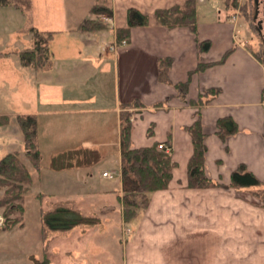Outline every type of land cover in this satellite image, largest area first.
Returning a JSON list of instances; mask_svg holds the SVG:
<instances>
[{
  "label": "crops",
  "instance_id": "crops-1",
  "mask_svg": "<svg viewBox=\"0 0 264 264\" xmlns=\"http://www.w3.org/2000/svg\"><path fill=\"white\" fill-rule=\"evenodd\" d=\"M186 1L109 0L105 4L113 10L111 18L93 14L73 26L37 25L33 29L52 33L51 46L60 41L61 48L51 50L49 70L27 67L43 76L35 84L31 109L20 115L38 118V143L48 168L57 155L97 152L100 161L94 166L56 173L76 170L82 174L75 177L81 182L97 174L104 183L94 193L119 200L121 114L123 105L139 100L144 108L132 117L133 147L170 144L177 167L168 189L151 194L149 206L134 225L123 223L121 203L103 208L102 214L107 209L118 213L121 226L133 227L130 240L123 243V264H264L263 200L253 188L230 186L232 173L241 165L264 182V62L248 48V34L238 35L240 20L227 19L224 13L209 18L207 12L204 17L198 14V37L185 28L168 30L156 24V10ZM131 8L148 15L149 25L133 29L129 42H119L117 31L127 26ZM88 19L105 28L78 31ZM198 40L211 41L209 52L200 53ZM165 58L173 60L168 84L159 81V61ZM200 62L214 65L190 77ZM187 81L188 92L183 94L176 85ZM210 88L221 93L201 112L208 136L205 168L207 176L224 187L192 189L188 163L194 149L185 128L195 122L198 111L190 102ZM226 116L236 121L239 131L223 141L216 124ZM107 163L119 167V187L104 180L110 177L103 169ZM83 187H76V195L63 201L82 213L77 200L93 194Z\"/></svg>",
  "mask_w": 264,
  "mask_h": 264
},
{
  "label": "trees",
  "instance_id": "trees-1",
  "mask_svg": "<svg viewBox=\"0 0 264 264\" xmlns=\"http://www.w3.org/2000/svg\"><path fill=\"white\" fill-rule=\"evenodd\" d=\"M102 0H95L92 9L93 14L105 15L108 18L113 16V10L106 6ZM240 0H224V11L227 19L232 18V10L239 8ZM13 6L19 10H28L31 7V0H0V7ZM154 19L158 26L168 30L185 28L199 35V19L197 11V0H187L182 5H175L167 9H158L154 13ZM148 15L141 13L135 8L127 12V26L117 31L119 42H129L131 32L136 28H144L149 25ZM105 25L92 19L82 22L77 30L80 32H94L104 29ZM33 47L20 55L21 63L25 67H33L36 70H49L52 65V53L49 44L53 38L52 33H43L33 29ZM200 53H207L211 49V41H199ZM227 52L223 63L227 58ZM262 60V59H261ZM264 62V60H262ZM172 58H165L159 61V81L170 83L169 72L172 67ZM213 63L200 62L197 68L191 72L190 77L196 73H203ZM189 81L176 85L177 90L187 94ZM221 93L220 89H205L198 100L191 101L198 111L195 122L185 128L193 142V155L188 163V186L192 189H208L211 187H224L215 183L207 176L205 161L208 152L202 123V109L210 104ZM144 108L139 100L131 104L123 105L121 114V178L122 195L119 201L122 204L123 219L126 223L136 220L140 212L149 206L151 194L167 190L173 178V170L177 164L173 161L170 144L161 146L156 143L151 147L134 148L132 145V117L134 111ZM24 137L25 156L32 166L41 171L44 156L38 143V118L35 115H19L17 118ZM9 123L7 116L0 117V126ZM217 136L225 141L239 131L238 124L231 116L219 118L216 124ZM149 135H153L152 129ZM100 161V156L95 151L82 150L54 156L51 160L50 170L62 172L74 170L81 167H92ZM33 184V178L28 166L22 161L17 153H8L0 159V210H3L5 219L2 231L10 230L20 222V219H12L16 212H24L22 202L25 195L29 193ZM235 189H255L254 192L260 196L264 203V182L253 172L241 165L231 175V185ZM39 198L43 199L44 196ZM102 224L99 217L88 216L79 211L71 202L55 203L48 211L41 212L42 239L47 245L50 237L55 233H67L78 227L96 228ZM44 250L42 259L35 255L30 256L31 264H51V261Z\"/></svg>",
  "mask_w": 264,
  "mask_h": 264
},
{
  "label": "rangeland",
  "instance_id": "rangeland-1",
  "mask_svg": "<svg viewBox=\"0 0 264 264\" xmlns=\"http://www.w3.org/2000/svg\"><path fill=\"white\" fill-rule=\"evenodd\" d=\"M198 2L200 17L206 16L204 12H207L208 18L221 12L227 18L224 0H206L203 4ZM94 4L95 0H31L28 10H19L13 6L0 7V117L9 118L7 125L0 126V158L8 153H17L28 166L33 178L31 189L22 202L24 212H16L11 217L20 219L18 224L10 230L2 231L5 219L3 210H0V219H3L0 224V264H31L30 256L42 259L44 250L51 264L124 263L123 243L130 240L133 227L121 226L118 213L107 212V209L102 214L104 207L120 206L119 200L94 193L101 191L104 183L97 174L92 180L81 182V179L78 181L75 178L82 175L80 172H53L45 159L41 171H37L25 156L24 137L17 121L20 114H26L31 109L36 96L35 84L43 76H37L35 70L23 66L20 59L21 53L33 47V28L51 24L73 26L92 17ZM254 11V0H240L239 8L232 10L230 19L235 22L240 20L238 35L248 34V48L264 60V44L254 23ZM49 46L54 51L55 48H61V42ZM103 165V169H107L110 175L104 180L119 187V167L113 163ZM91 169L88 171L91 172ZM78 186H84L93 194L90 193L89 198L78 199L77 207H82L85 215L101 218L102 224L96 228L78 227L67 233H55L45 245L42 239L41 212L50 210L55 203L71 199L76 195L73 193ZM136 220L130 224L134 225ZM123 223L126 224L124 219Z\"/></svg>",
  "mask_w": 264,
  "mask_h": 264
},
{
  "label": "water",
  "instance_id": "water-1",
  "mask_svg": "<svg viewBox=\"0 0 264 264\" xmlns=\"http://www.w3.org/2000/svg\"><path fill=\"white\" fill-rule=\"evenodd\" d=\"M254 23L264 44V0H254Z\"/></svg>",
  "mask_w": 264,
  "mask_h": 264
},
{
  "label": "built area",
  "instance_id": "built-area-1",
  "mask_svg": "<svg viewBox=\"0 0 264 264\" xmlns=\"http://www.w3.org/2000/svg\"><path fill=\"white\" fill-rule=\"evenodd\" d=\"M125 44H126V43H124V45H125ZM122 45H123V44H122ZM104 176L106 177V176H108V174L105 173ZM2 223H3V219L1 218V219H0V224H2Z\"/></svg>",
  "mask_w": 264,
  "mask_h": 264
}]
</instances>
